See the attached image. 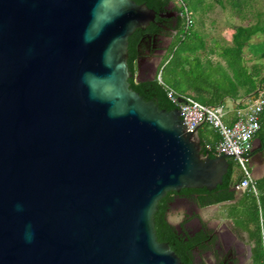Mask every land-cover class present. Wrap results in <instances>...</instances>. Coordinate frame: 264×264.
Listing matches in <instances>:
<instances>
[{
    "label": "water",
    "instance_id": "1",
    "mask_svg": "<svg viewBox=\"0 0 264 264\" xmlns=\"http://www.w3.org/2000/svg\"><path fill=\"white\" fill-rule=\"evenodd\" d=\"M157 16L132 0H0V264H182L157 240L158 205L215 190L231 157L131 90L129 39Z\"/></svg>",
    "mask_w": 264,
    "mask_h": 264
},
{
    "label": "trees",
    "instance_id": "2",
    "mask_svg": "<svg viewBox=\"0 0 264 264\" xmlns=\"http://www.w3.org/2000/svg\"><path fill=\"white\" fill-rule=\"evenodd\" d=\"M138 5H146L154 10L158 15L156 21L152 23L147 31L137 30L129 39V59L128 66L132 78L129 80L130 88L139 94L146 102L155 101L160 110L168 112L177 109L168 94L174 92L178 98H193L195 101L206 107L222 106L226 98L237 99L238 94L243 90L245 96L250 98L257 97L259 91L264 90V78L258 81L257 75L251 74L245 68L243 50L249 42L257 35L264 34V26L249 28H238L233 37L234 46L223 50L222 58L228 65V70L219 67L221 73L202 71L194 63L188 54H195L203 47L202 41L194 31V26H185V9L193 14L197 8L195 1L184 0V6H174L171 4L175 0H132ZM176 12V20L168 16ZM193 12V13H192ZM172 30L173 36L169 52L159 68L162 73V83L157 80L138 81L137 59L139 57L138 44L142 36L147 32L159 33L162 27ZM264 59V53L260 56ZM167 72V76H165ZM233 123V121H232ZM231 123V124H232ZM229 124V125H231ZM201 142L202 153L209 155L210 158L217 157L216 148L221 142L219 134L209 125L204 124L198 130ZM255 138H259L264 146V112L260 118V129ZM229 171L223 179V184L213 191L202 190H182V194L196 195L202 207L225 205L226 217L231 220L234 226L250 234L251 240L255 243V264H262L261 236L259 226V207L257 199L246 191L237 200L236 187L243 179L236 161L231 158L228 160ZM256 188L259 193L260 207L264 219V178L256 181ZM171 194V193H170ZM168 194L158 205L155 215V231L159 243H166L171 250L180 258L182 264H195L192 254L194 244L186 243V237L179 235L176 230L168 223L166 213L168 209ZM230 203V204H227Z\"/></svg>",
    "mask_w": 264,
    "mask_h": 264
},
{
    "label": "flooded vegetation",
    "instance_id": "3",
    "mask_svg": "<svg viewBox=\"0 0 264 264\" xmlns=\"http://www.w3.org/2000/svg\"><path fill=\"white\" fill-rule=\"evenodd\" d=\"M170 8L173 9L174 6L171 4ZM168 17L175 21L176 12L172 11ZM162 28L159 33H145L138 44L136 73L138 81L153 80L169 52L175 33L166 27ZM211 207L213 206L202 207L196 195H185L182 191L172 192L169 196L167 221L179 235L186 237V243L194 244L192 251L194 263L255 264V243L251 240L250 234L237 229L231 220L227 222H230L232 227L227 224L219 227L211 225L200 213ZM181 209L184 211V218L178 225H174L170 217Z\"/></svg>",
    "mask_w": 264,
    "mask_h": 264
},
{
    "label": "rangeland",
    "instance_id": "4",
    "mask_svg": "<svg viewBox=\"0 0 264 264\" xmlns=\"http://www.w3.org/2000/svg\"><path fill=\"white\" fill-rule=\"evenodd\" d=\"M184 0H175L173 6L182 5ZM183 3V4H184ZM188 5H191L187 0ZM197 10L190 14L193 19L194 31L198 34L203 47L195 54H188L190 59L196 62L199 68L204 71L221 73L223 68L228 70L226 61L222 58L224 49L234 46L233 37L238 28H249L264 26V0H200L195 1ZM264 34L255 36L243 50L245 68L251 74L257 75L258 81L264 78ZM159 70L153 78L158 76ZM167 76V72L164 74ZM225 205L213 206L201 211L203 219L211 225L218 227L227 224ZM184 211L181 209L173 213L170 221L178 225L184 218Z\"/></svg>",
    "mask_w": 264,
    "mask_h": 264
},
{
    "label": "built area",
    "instance_id": "5",
    "mask_svg": "<svg viewBox=\"0 0 264 264\" xmlns=\"http://www.w3.org/2000/svg\"><path fill=\"white\" fill-rule=\"evenodd\" d=\"M184 6L183 3H181ZM185 26L193 25V19L185 9ZM157 80L162 83V73H158ZM171 102L180 111L183 125L192 133L207 124L214 129L221 137V142L216 148L217 156H230L233 158L243 174L242 181L236 187L237 192L249 191L257 199L259 207V226L262 249V264H264V219L259 202V193L256 188V181L253 179L249 167V155L253 150V141L260 129V118L264 112V90L259 91L257 97L237 106L234 112V119L231 125L225 123L223 106L206 107L195 101L193 98H178L174 92L168 94ZM184 100V103L180 102Z\"/></svg>",
    "mask_w": 264,
    "mask_h": 264
},
{
    "label": "crops",
    "instance_id": "6",
    "mask_svg": "<svg viewBox=\"0 0 264 264\" xmlns=\"http://www.w3.org/2000/svg\"><path fill=\"white\" fill-rule=\"evenodd\" d=\"M264 76V75H262ZM250 96H245L243 90L237 96V99L226 98L222 104L225 113V123L231 124L234 119V112L238 105L243 102H248ZM253 149L255 152L249 155V167L252 177L255 181H260L264 178V146H262L259 138H255L253 141ZM242 192H238L237 200L241 197Z\"/></svg>",
    "mask_w": 264,
    "mask_h": 264
}]
</instances>
